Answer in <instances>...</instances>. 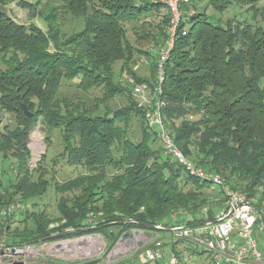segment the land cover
I'll use <instances>...</instances> for the list:
<instances>
[{
  "label": "trees",
  "instance_id": "obj_1",
  "mask_svg": "<svg viewBox=\"0 0 264 264\" xmlns=\"http://www.w3.org/2000/svg\"><path fill=\"white\" fill-rule=\"evenodd\" d=\"M41 2L0 0V239L22 244L99 233L112 248L131 230L152 231L173 217L188 226L216 220L225 198L157 146L149 109L134 98L138 85L160 103L179 150L263 210L254 200L264 187V0H189L159 90L169 23L159 0H60L42 17ZM13 3L31 20L41 17L47 30L17 23L7 12ZM143 56L153 59V82L134 70ZM96 90L100 97L85 98ZM119 96L125 106L112 107ZM39 124L49 141L59 133L61 150L50 169L43 157L35 174L28 142ZM60 163L83 172L57 182ZM50 187L54 217L40 204ZM17 203L24 208L1 216Z\"/></svg>",
  "mask_w": 264,
  "mask_h": 264
},
{
  "label": "built area",
  "instance_id": "obj_2",
  "mask_svg": "<svg viewBox=\"0 0 264 264\" xmlns=\"http://www.w3.org/2000/svg\"><path fill=\"white\" fill-rule=\"evenodd\" d=\"M159 1L169 13V23L166 30L168 38L159 55L158 90L164 81V64L170 57L180 24L184 20L182 7L189 0ZM188 14L193 15L194 11L191 10ZM183 34L186 35L185 32ZM131 82L133 83L132 80ZM143 89L142 86H135V95H142ZM148 117L150 126L158 132L165 154L185 168L190 176L209 182L211 188L222 193L225 201L216 220L208 222L205 226L177 223V217L172 218L170 225L155 226L152 231L168 238L151 239L145 249V260L131 264H159L165 260L164 250L167 246H170L172 251L169 264H199L202 256L206 257L205 264H264V221L258 216L253 202L243 193L230 189L220 175L197 167L179 150L165 130L159 102L152 103ZM36 166V159L30 161L32 170ZM21 207V204H12L8 209L1 211V216L5 218L10 212ZM259 212L264 215V210ZM37 243H9L6 236H2L0 264H49L43 255V246Z\"/></svg>",
  "mask_w": 264,
  "mask_h": 264
},
{
  "label": "rangeland",
  "instance_id": "obj_3",
  "mask_svg": "<svg viewBox=\"0 0 264 264\" xmlns=\"http://www.w3.org/2000/svg\"><path fill=\"white\" fill-rule=\"evenodd\" d=\"M29 2H35L36 0H27ZM51 7H59L61 6L60 0H42L41 5L39 6V10L41 12V17L48 13V9ZM203 8V4H197V10ZM7 12L11 15V17L19 24H29L35 23L42 30L46 31L47 26L44 20L41 17H36L33 20L30 19L29 14L26 10L21 9L16 5V3L11 4L7 8ZM209 14L211 10L207 11ZM70 18V17H68ZM69 23H71L70 19ZM67 28V27H66ZM129 38L134 42V34L133 32H128ZM153 44L151 43H141L140 48L145 51H150L152 49ZM153 52V51H152ZM157 55V54H156ZM159 56V55H158ZM151 59V60H150ZM157 60V59H156ZM153 59L151 57H141L136 61V65L134 66V70L140 78L154 81L151 78V62ZM155 61V60H154ZM119 67H117L118 69ZM119 70V69H118ZM119 74V71H118ZM119 77V76H118ZM117 77V78H118ZM128 75L124 74L122 79L127 78ZM131 82V81H130ZM132 83V82H131ZM142 86L143 94L135 95L136 98L144 108L151 109L152 107V92L146 90L144 85ZM66 94L70 96H74L75 92L72 90L64 91ZM77 93V92H76ZM102 95V91L96 90L90 93V95H85L86 99L92 100L95 97H100ZM90 103H92L90 101ZM125 99L122 97H118L115 101L111 102V106L114 108L125 106ZM6 119V117L4 118ZM0 126V130L3 129L4 123ZM9 124V121H8ZM12 122L9 126H11ZM150 125V121L148 123ZM12 127V126H11ZM13 128V127H12ZM47 127L43 126V124H39L30 134L28 146L31 151V159L37 160V166L33 168L32 172L36 174V170L38 168V163L41 161L43 157L46 156L48 168L50 169L52 163H49L51 158H55L54 156L58 154L61 150L60 148V136L59 133L54 131L50 134L51 141L48 139ZM157 146L162 147V143L157 142ZM29 161V165H30ZM1 162V161H0ZM12 165V164H11ZM6 167L8 174L11 172V166ZM57 182L63 183L65 180L75 177L76 175L83 172V168L81 167H70L66 166L62 163L57 165ZM211 190H215L211 188ZM217 190V189H216ZM215 192V191H214ZM218 191H216L217 193ZM264 192V187L259 189V194L255 198V202L261 200L262 209L264 208V198H262V193ZM56 198L53 187H50L48 193L43 197L40 202L41 208H45L51 217L56 216ZM224 205V203H223ZM22 209L24 207H21ZM264 210V209H263ZM53 228V225L51 226ZM130 238L123 239V237L116 242V244L110 247V243L108 240L99 233H90L83 236L72 237V238H60L55 240H46L40 241L37 244L43 246V255L44 258L49 261V264H84L92 261H99L98 264H131L135 262L137 259L143 258V251L147 248L148 243L151 239H167L168 236L162 235L155 231H146V230H131L129 232ZM165 260H163L164 264H169L171 258V247L167 246L165 248ZM206 261V257L199 260V264H204Z\"/></svg>",
  "mask_w": 264,
  "mask_h": 264
},
{
  "label": "water",
  "instance_id": "obj_4",
  "mask_svg": "<svg viewBox=\"0 0 264 264\" xmlns=\"http://www.w3.org/2000/svg\"><path fill=\"white\" fill-rule=\"evenodd\" d=\"M23 108H24V110H25V112L27 113V115L29 116V117H31L32 115L28 112V109H27V107L25 106V105H23ZM256 212H257V214H258V216L264 221V215L261 213V212H259L258 210H256ZM208 224V222H203V223H200V224H198L197 226L199 227V226H205V225H207ZM75 231H67V232H65V233H63V234H61V235H59V236H57V237H64V236H68V235H70V234H72V233H74ZM128 238H130V234L129 233H126V234H124V236H123V239H128Z\"/></svg>",
  "mask_w": 264,
  "mask_h": 264
},
{
  "label": "crops",
  "instance_id": "obj_5",
  "mask_svg": "<svg viewBox=\"0 0 264 264\" xmlns=\"http://www.w3.org/2000/svg\"><path fill=\"white\" fill-rule=\"evenodd\" d=\"M263 245H264V235H263ZM144 257H145V250L143 251V258H141L140 260L139 259H137L136 261H143V260H145L144 259ZM203 258H205L204 256H202V260H203ZM205 263H206V261H205ZM204 263V264H205ZM159 264H164L163 262H161V263H159Z\"/></svg>",
  "mask_w": 264,
  "mask_h": 264
}]
</instances>
